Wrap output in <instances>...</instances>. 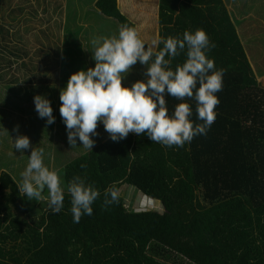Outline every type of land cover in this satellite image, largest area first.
Masks as SVG:
<instances>
[{
	"label": "trees",
	"instance_id": "1",
	"mask_svg": "<svg viewBox=\"0 0 264 264\" xmlns=\"http://www.w3.org/2000/svg\"><path fill=\"white\" fill-rule=\"evenodd\" d=\"M258 1H131L130 8L136 14L141 11L150 15L140 19L137 29H149L141 37L154 51L163 48V43L153 46V40L182 39L185 31L194 33L197 29L215 44L206 50L207 58L214 61V70H224L223 88L216 93L220 103L215 108V121L206 135H197L182 147L152 142L147 134L129 133L118 141L111 140L108 133L98 140L92 136L96 140L92 150L84 148L73 159L67 158L74 146L66 136L67 152L60 150L55 156L62 166L58 170L62 171L64 189L63 208L55 214L49 208L47 188L37 211L30 212L28 198L20 194L18 182L1 170L0 237L26 226L23 231L28 230L33 240V250L22 264H264V83L248 54L258 35L243 39L244 31L237 28L256 20L262 32L264 26L257 21ZM263 1L260 0L262 5ZM12 2L0 0V72L21 66V83H39L41 80L25 77L32 49L16 31L19 22L40 18L38 9L46 10V0ZM85 3L86 0L56 2L59 7L68 5L72 20L78 18L99 31L91 36L87 34L88 25L83 26V52L75 37L81 27L73 25L69 40L74 43L65 49V54L80 56L73 73L95 67L92 40L118 36L122 26L116 15L96 10L95 0L90 8ZM120 4L123 7L125 2L120 0ZM18 17L22 19L15 22ZM186 52L187 48L175 58L165 57L171 59L172 70L186 61ZM59 65L52 72L58 75V89L62 91L73 73L64 72L67 61L61 60ZM36 66H30L29 73ZM145 73L146 66L138 61L125 74L122 85L130 88L136 81L146 82ZM0 81L8 87L19 82L6 77ZM165 99L170 117L175 107L184 102L192 110L189 119L194 124L203 123L197 118L194 98L181 101L166 94ZM61 129L67 134L65 126ZM74 177L82 178L101 193L92 205V215L82 216L78 223L73 221L67 192ZM113 187L119 191V202L104 209V192ZM127 187L144 193L157 205L137 209L133 201L126 203L123 193ZM17 257L0 250V264H19Z\"/></svg>",
	"mask_w": 264,
	"mask_h": 264
},
{
	"label": "clouds",
	"instance_id": "2",
	"mask_svg": "<svg viewBox=\"0 0 264 264\" xmlns=\"http://www.w3.org/2000/svg\"><path fill=\"white\" fill-rule=\"evenodd\" d=\"M160 43H163V48L158 51L149 46L145 49L136 29L127 25L120 27L118 36L92 40L95 67L71 74L59 96V112L71 146L76 145L78 137L81 145L91 151L95 143L91 137L97 135L100 122L113 141L125 139L129 133L147 134L152 142L182 147L197 135L207 134L216 118L215 108L220 103L216 93L223 88L224 70H214V61L206 56V50L214 48L215 44L210 43L201 29L194 33L185 31L182 39L168 37L152 41L153 46ZM185 48L186 61L172 70L171 59L165 57L175 58ZM138 61L146 66V82L136 81L130 88L124 87L122 80L125 74ZM166 94L181 101L194 98L197 118L203 123L194 124L189 119L192 110L184 102L175 107L170 117ZM34 104L40 118H47L49 125L54 123L47 99L37 95ZM13 141L18 152L31 147L27 136L17 135ZM43 155V149L32 148L18 189L29 200L39 201L45 198L42 193L47 188L49 208L55 214L63 208L64 189L58 172L45 166ZM67 192L71 196L75 223L84 215H92V205L101 195L80 177H74L68 183ZM119 196L115 187L105 190L102 208L118 203Z\"/></svg>",
	"mask_w": 264,
	"mask_h": 264
},
{
	"label": "rangeland",
	"instance_id": "3",
	"mask_svg": "<svg viewBox=\"0 0 264 264\" xmlns=\"http://www.w3.org/2000/svg\"><path fill=\"white\" fill-rule=\"evenodd\" d=\"M66 1L68 0H51L50 4H48V0H46V3L44 4L46 10L43 11L40 7L38 9L37 16L40 18L35 17L34 20L25 24L19 22V28L16 31L17 36L24 37L27 42L26 45L28 47L30 46L32 49V53L30 52L31 62H26L25 71H27V73L25 74V77L31 76L32 80L38 79L41 81H39V83H32V85H28L29 83L27 85H23L20 82L23 76L22 70H19V68H22L21 66L18 69L7 68V71L0 72V79L8 76V80H11L12 78L19 80V82H12L11 87L6 86L4 83H0V98L4 100L6 99L10 108V111L7 112V116H0V171L4 170L12 174L19 185L22 183L21 173L26 169L32 148L44 150L43 161L45 166H47L50 170L57 171L59 176L62 171L58 169L62 166L58 158L55 156H59L58 152L60 150L65 149V153L68 150V146L66 144L67 134L61 129L63 128L61 124H64L65 128L66 125L61 117H58L57 123L59 126H57L55 122L49 125L47 124V118L39 117L34 104V97L37 95L42 96L49 101V88L47 86V82L50 78H54L55 80L57 74L54 72L60 67L59 63L61 64V60L63 62L67 61V65L63 66V70L66 72V75H70L73 73L72 71L76 69V62L78 57H80L79 55H73L72 52L65 54V49L72 46L74 43V41L66 38V31H73L75 26L70 25L71 27L68 30H64L67 26L63 25V23L65 22L64 18H72L73 13L68 9V5L67 7L62 6L64 8L63 9L62 7L56 6V2H60L62 4ZM122 1L125 2L123 7L120 4V0H96L94 6L100 13L107 15L117 14V17L122 19V16L119 12H117L120 10L126 19L135 23L133 28L138 31V35L144 36L149 29L140 27L141 31H139L137 27L141 24V18L148 17L150 15L141 11L136 14L134 10L130 8V3L133 0ZM16 2H25V0H13L12 3ZM251 2L252 0H248L247 4H250ZM84 6L86 8L92 7L93 0H86ZM242 7L244 8V6ZM256 9L257 16L260 17L257 21L264 26V4L262 5L260 0L257 2ZM28 10L29 5L27 6V11ZM250 12L254 14L253 11ZM90 14H92V12H90ZM25 15L27 16L26 13ZM99 17L105 18L106 16L100 15ZM20 19H22V17L16 18L15 22H18ZM239 23L240 21H238V24ZM127 25L131 27L129 23ZM237 28L239 31H244V34L241 36L243 39L247 37L249 38V36L254 39L258 35L257 40L254 41L251 46L254 48L250 51L248 50V54H250V61L256 69L260 82L264 83V28L262 29V32H259L260 25L256 23V20L250 22L248 26H244L243 28L237 25ZM40 30H42V32ZM87 34L91 35L90 30H88ZM77 41H79V43L82 41L79 33L77 34ZM145 42L150 45L148 41ZM52 53L54 54L52 55ZM85 61H87V59H85ZM37 64L38 66H36V68L29 73L28 68ZM47 67L49 70H47ZM52 70H54V72H51ZM11 109H17L19 114L15 115ZM27 109L30 110V112H28ZM13 118L17 119V123L12 121ZM17 125L19 126L18 130L13 131ZM17 135L27 136L30 140L31 147L23 152L16 151L13 146V140ZM73 146V149L67 155L68 159H73V157L77 156L78 153L84 150L79 138L76 139V145ZM61 161L64 162L62 159ZM135 190L136 189L132 190L129 187L124 190L123 194L126 203L128 201H133L134 207L137 209L152 208L157 205L155 200L145 197L144 193L140 191L135 192ZM42 200L43 199L35 201L28 199L27 203L31 206L29 211L36 212L38 202ZM24 234L25 241H21L20 244H25L24 248H26L29 244L33 243V240L31 233L28 230L27 232H24ZM10 242H12V246L20 248L17 242L14 243V240H11ZM27 249L28 253H31L29 251V247ZM11 250L7 252H12Z\"/></svg>",
	"mask_w": 264,
	"mask_h": 264
},
{
	"label": "crops",
	"instance_id": "4",
	"mask_svg": "<svg viewBox=\"0 0 264 264\" xmlns=\"http://www.w3.org/2000/svg\"><path fill=\"white\" fill-rule=\"evenodd\" d=\"M95 2H96V0H95ZM117 12H119V14L122 16V19H120L118 17L120 19L122 25H127L129 23V25L132 28H133V26H135L130 20L126 19L122 15V13L120 12V10L117 11ZM115 15L117 16V14H115ZM64 20H65V22L63 23V25L67 26V28H65L64 30H68L69 29L68 27L70 25H72V26L75 25V26H79V27L83 28V29L79 28L78 30L75 31L76 41H77V34L78 33H79L80 36H82V32L84 31V27L83 26L88 25V27H89V24L88 23H86L84 21H80V20H78V18H76L75 20H72V18H64ZM124 22L127 23V24H125ZM88 30H90L91 36H93L95 33H99V31L96 29V26H94L92 28L89 27ZM66 32H67V34H66L67 37L66 38L69 40V38H70L69 33H71L72 31H70V32L69 31H66ZM139 38L143 42H145L144 39L140 35H139ZM80 44H81L80 45L81 50L83 52H85V47L83 46L82 41L80 42ZM147 46L151 47V45H149V44H147L145 42V49H147ZM48 50H49V48H48ZM53 54L54 53H52V55ZM57 77H58V75H56L55 80H54V78H50L49 81L47 82V86L49 88V102H50V107L52 108V116L54 117L55 124L59 125L57 122H58V117H61L60 116V112H59V108L61 106V101L59 99V96H60V92L61 91L58 89ZM6 79H8V76H6ZM0 83H2V82H0ZM23 85H25V84H23ZM28 85H32V84H28ZM7 110L10 111V108H9V105H8V101L6 99L4 100V99L0 98V116H7V112H8ZM11 111L14 114H16V115L19 114V112H18L17 109H11ZM12 121H14L15 123H17L16 122L17 119H15V118H13ZM61 126H64V124H61ZM96 131H97V135H95L96 138H97L96 140L101 139L102 137H104L107 134V132L104 129V126H103V123L102 122L98 123V127H97ZM0 147H1V143H0ZM62 160L64 161V159H62ZM24 232L25 231H23V230H21L19 232L14 231L13 233L10 234V236H11V238H16L19 233H24ZM11 240H13V239H11ZM16 241L17 240H14V243H16ZM24 245L20 244V242H19V247L20 248L13 247L12 250L10 249L12 252H7L8 250H1V251L2 252H6L7 254L15 253L18 256L17 258L19 260V264H22V263L25 262L26 258L30 254V253H28V249L27 248L29 247V251L30 252H32V250H33L32 249L33 248V245L32 244H29V246L26 247V248H24ZM5 264H12V263H10V262L7 261V262H5Z\"/></svg>",
	"mask_w": 264,
	"mask_h": 264
},
{
	"label": "bare ground",
	"instance_id": "5",
	"mask_svg": "<svg viewBox=\"0 0 264 264\" xmlns=\"http://www.w3.org/2000/svg\"><path fill=\"white\" fill-rule=\"evenodd\" d=\"M20 231V230H19ZM11 236H5L0 239V250H10L13 249L14 246H12V242H10ZM13 240H17L16 242L19 244V242H24L25 241V234L24 233H19L16 238H11Z\"/></svg>",
	"mask_w": 264,
	"mask_h": 264
},
{
	"label": "water",
	"instance_id": "6",
	"mask_svg": "<svg viewBox=\"0 0 264 264\" xmlns=\"http://www.w3.org/2000/svg\"><path fill=\"white\" fill-rule=\"evenodd\" d=\"M25 229H26V226L23 227V230H25ZM15 231L19 232V229H16Z\"/></svg>",
	"mask_w": 264,
	"mask_h": 264
}]
</instances>
